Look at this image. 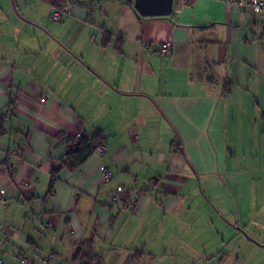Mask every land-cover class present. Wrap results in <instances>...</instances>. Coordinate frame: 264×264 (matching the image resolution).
<instances>
[{
	"label": "crops",
	"instance_id": "0c3cea01",
	"mask_svg": "<svg viewBox=\"0 0 264 264\" xmlns=\"http://www.w3.org/2000/svg\"><path fill=\"white\" fill-rule=\"evenodd\" d=\"M135 5L0 0L2 264H264V196L244 199V170L264 186V12ZM98 132L49 194L68 141Z\"/></svg>",
	"mask_w": 264,
	"mask_h": 264
},
{
	"label": "trees",
	"instance_id": "16d2710c",
	"mask_svg": "<svg viewBox=\"0 0 264 264\" xmlns=\"http://www.w3.org/2000/svg\"><path fill=\"white\" fill-rule=\"evenodd\" d=\"M190 1L191 0H189V2ZM7 109L8 111L15 109V100L14 101L12 100L10 102V105L7 107ZM4 113L5 112H0V120L2 119V117L5 116ZM2 132H3V128L0 127V133ZM104 142H105V137L103 136L102 132H98L90 137L89 136L82 137L81 135H79L77 137L70 139L68 141L69 150L65 155V158L61 162V167L58 170L52 172V180L49 187V194H51L53 191V186L55 181L57 180V176L60 169L62 168L68 169L71 172L76 171L86 161V159L89 157L92 151L100 148L104 144ZM81 253L82 252H80L77 255L76 260L77 259L83 260L82 257H84L85 254L81 257ZM84 264H89V263H84Z\"/></svg>",
	"mask_w": 264,
	"mask_h": 264
},
{
	"label": "built area",
	"instance_id": "2783aa9c",
	"mask_svg": "<svg viewBox=\"0 0 264 264\" xmlns=\"http://www.w3.org/2000/svg\"><path fill=\"white\" fill-rule=\"evenodd\" d=\"M226 2L228 3H234L243 7H251L252 9H254L257 12L263 13L264 12V0H226ZM65 12L63 10H58L56 11L52 18L55 21H61L63 19ZM171 42L170 40H166L164 42H162L161 46H160V52L162 54H168L171 51ZM100 152L103 154L104 153V148L100 147ZM101 171L103 172L105 178L107 181H110L113 177V172L105 165L101 166ZM125 192L124 188L122 186H119L116 191L111 193V198L114 200H121L122 194ZM4 194V191L1 190L0 191V196ZM20 262L22 264H29V261L25 258H21ZM3 263V260L0 259V264ZM52 264H63L59 259H54L52 262Z\"/></svg>",
	"mask_w": 264,
	"mask_h": 264
},
{
	"label": "rangeland",
	"instance_id": "374dc122",
	"mask_svg": "<svg viewBox=\"0 0 264 264\" xmlns=\"http://www.w3.org/2000/svg\"><path fill=\"white\" fill-rule=\"evenodd\" d=\"M263 143H264V138H262ZM260 147L263 148V145H260ZM242 149L241 148L238 152V156L240 157H244L243 153H242ZM261 172V170H256V172L252 171V170H244V199H254V202L260 201L261 196H264V186H259L257 183H253L251 188H247L246 185V180L249 179H255L256 176H258V173ZM253 178H252V177ZM255 206V205H254ZM246 253H244V264H251V260H253V262L255 261H259L260 260V255L257 256L253 251H247L244 250ZM247 260V262L245 261Z\"/></svg>",
	"mask_w": 264,
	"mask_h": 264
},
{
	"label": "water",
	"instance_id": "95a60500",
	"mask_svg": "<svg viewBox=\"0 0 264 264\" xmlns=\"http://www.w3.org/2000/svg\"><path fill=\"white\" fill-rule=\"evenodd\" d=\"M173 0H136V8L142 13L170 14L172 12ZM150 6H159L160 12H154Z\"/></svg>",
	"mask_w": 264,
	"mask_h": 264
}]
</instances>
